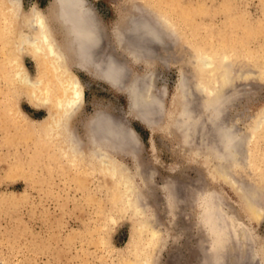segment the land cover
<instances>
[{"label":"rangeland","instance_id":"1","mask_svg":"<svg viewBox=\"0 0 264 264\" xmlns=\"http://www.w3.org/2000/svg\"><path fill=\"white\" fill-rule=\"evenodd\" d=\"M88 1L102 20L109 47L119 55L116 30L138 11L172 21V47L157 46L156 59H129L131 79L157 72L151 85L162 94L164 114L147 116L159 122L147 126L141 120L152 121L132 110L127 92L72 65L85 88L74 125L84 133L85 120L108 109L140 139L136 155L117 156L125 167L119 166L123 174L110 184L98 169L84 174L68 165L57 144L43 141L37 131L17 133L7 117L0 127V195L12 193L20 201L0 204V264H264V124L253 132L264 118V0ZM36 12L53 15L54 33L63 40L55 0H0L2 113L16 92L5 74L11 54L7 27L25 28V16ZM201 45L216 51L218 59L221 51L231 56L222 68L228 81L224 78L221 88L229 97L224 120L228 126L236 122L244 137L243 162L220 161L216 144L190 138L179 116L181 73L197 82L212 79L192 61ZM23 63L33 77L38 75L33 56L25 53ZM18 105L33 127L47 116L46 108L31 105L24 95ZM199 127L195 131L202 134ZM14 133L20 137L17 143L4 141ZM207 137V143H216L215 135ZM28 160L33 180L7 173L14 162L26 166Z\"/></svg>","mask_w":264,"mask_h":264},{"label":"bare ground","instance_id":"2","mask_svg":"<svg viewBox=\"0 0 264 264\" xmlns=\"http://www.w3.org/2000/svg\"><path fill=\"white\" fill-rule=\"evenodd\" d=\"M55 3L59 9L55 19L63 26V40L54 33L53 15L36 12L25 16V28L17 29L13 23L7 27L9 30L5 34L6 38L8 37L7 44L10 45L11 54L7 59L9 68L5 74L16 86V92L8 97L9 106L3 113L0 111V127H3L9 117L17 133L18 130L21 132L23 129L29 133L37 131L43 141L57 144L63 157L67 158L68 165L84 174L98 169L110 184L113 178L123 174L119 166L125 167L117 156L131 153L136 155L140 148V139L125 120L116 118L108 109H98L91 114L84 122V133L74 125L73 121L85 102V88L78 75L72 70V65L93 73L118 90L127 92L131 108L137 114L145 115V118L153 115L162 117L165 110L162 105L164 102L163 97L161 98L162 94L159 97L158 92L156 94L152 88L154 85H151L157 72L149 70L142 76L135 74L131 79L129 59L148 61L158 58L157 46L168 49L173 43L175 30L174 27H170L172 21L167 16L163 19H154L138 11L137 15L127 20L125 26H119L116 30V43L123 51V54L119 55L115 49L109 47L102 20L88 0H55ZM195 50L197 52L192 58L193 63L205 75L211 74L212 79L209 82H197L185 73H181L178 82V97L179 100L182 98L179 116L183 117L181 121L185 130L193 134L189 136L190 138L195 139L198 136L204 144L213 147L216 144V157L220 161L231 160L237 163L241 161L244 153V137L240 135L236 122L229 126L225 124L224 109L229 97L221 88L223 79L226 78L224 81H228V75L222 68L229 66L228 61L231 60V56L229 52L221 51L222 57L218 59L216 51H212L206 45H201ZM70 51L73 54L69 55ZM25 53L33 56L38 63L39 72L36 77L28 72L23 63ZM262 72L264 74V66ZM163 92L165 93L164 90ZM23 95L31 105L44 107L48 111L47 116L37 127H33L18 105V100ZM200 103L203 104L201 111ZM141 121L151 128H155L158 122L154 124V119L151 120L152 122L145 119ZM198 124L199 128L202 127L204 130L202 133L204 135L197 133ZM262 124L264 118L253 126V132L256 133L260 127H263ZM205 131L208 132L207 134L215 135L216 143H207L209 139ZM11 135L14 136L13 139L4 141L17 143L20 137L15 133ZM84 165L89 169L82 170ZM7 173L18 177L25 175L28 180H33V162H29L26 166L23 161L14 162ZM236 181L240 183V180ZM244 185L245 183L242 189L246 186ZM18 201L20 198L15 194L0 195L2 205L10 202V205L16 206L19 204ZM255 201L259 202L257 198Z\"/></svg>","mask_w":264,"mask_h":264}]
</instances>
